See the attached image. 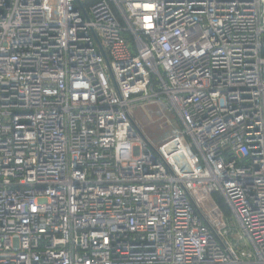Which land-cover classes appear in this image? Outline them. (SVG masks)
<instances>
[{
	"label": "built area",
	"instance_id": "built-area-1",
	"mask_svg": "<svg viewBox=\"0 0 264 264\" xmlns=\"http://www.w3.org/2000/svg\"><path fill=\"white\" fill-rule=\"evenodd\" d=\"M0 264H264V0H0Z\"/></svg>",
	"mask_w": 264,
	"mask_h": 264
},
{
	"label": "rangeland",
	"instance_id": "rangeland-1",
	"mask_svg": "<svg viewBox=\"0 0 264 264\" xmlns=\"http://www.w3.org/2000/svg\"><path fill=\"white\" fill-rule=\"evenodd\" d=\"M158 104H145L146 110L149 112H155ZM134 116L138 122L140 128L150 139L157 141L159 137L166 135L170 131V126L165 123L166 119L174 120L173 113L168 110L165 111V122L161 120L159 116L146 115L141 104H138L134 109Z\"/></svg>",
	"mask_w": 264,
	"mask_h": 264
},
{
	"label": "trees",
	"instance_id": "trees-1",
	"mask_svg": "<svg viewBox=\"0 0 264 264\" xmlns=\"http://www.w3.org/2000/svg\"><path fill=\"white\" fill-rule=\"evenodd\" d=\"M96 1H98V0H89L90 3H92V2H96Z\"/></svg>",
	"mask_w": 264,
	"mask_h": 264
}]
</instances>
